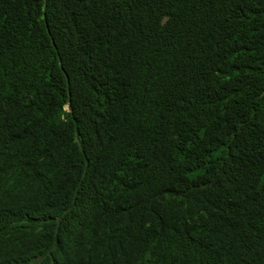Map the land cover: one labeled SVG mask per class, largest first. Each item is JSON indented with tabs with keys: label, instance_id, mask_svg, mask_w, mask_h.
<instances>
[{
	"label": "trees",
	"instance_id": "1",
	"mask_svg": "<svg viewBox=\"0 0 264 264\" xmlns=\"http://www.w3.org/2000/svg\"><path fill=\"white\" fill-rule=\"evenodd\" d=\"M0 264H264V0H0Z\"/></svg>",
	"mask_w": 264,
	"mask_h": 264
},
{
	"label": "clouds",
	"instance_id": "2",
	"mask_svg": "<svg viewBox=\"0 0 264 264\" xmlns=\"http://www.w3.org/2000/svg\"><path fill=\"white\" fill-rule=\"evenodd\" d=\"M67 108V107H66Z\"/></svg>",
	"mask_w": 264,
	"mask_h": 264
}]
</instances>
